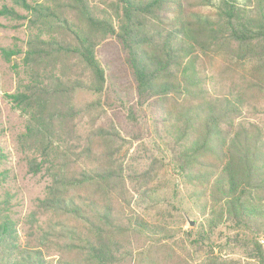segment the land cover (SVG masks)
Returning <instances> with one entry per match:
<instances>
[{
	"label": "trees",
	"instance_id": "obj_1",
	"mask_svg": "<svg viewBox=\"0 0 264 264\" xmlns=\"http://www.w3.org/2000/svg\"><path fill=\"white\" fill-rule=\"evenodd\" d=\"M0 17L26 30L0 46L18 74L4 97L25 116L17 146L27 172L48 179L23 243L0 200V264H47L52 249L57 264H124L135 238L164 244V212L129 211L130 191L150 198L167 168L204 217L182 232L202 264H230L234 250L264 264V0H0ZM107 38L119 43L135 94L126 105L114 89L125 111L114 118L96 55Z\"/></svg>",
	"mask_w": 264,
	"mask_h": 264
},
{
	"label": "rangeland",
	"instance_id": "obj_2",
	"mask_svg": "<svg viewBox=\"0 0 264 264\" xmlns=\"http://www.w3.org/2000/svg\"><path fill=\"white\" fill-rule=\"evenodd\" d=\"M10 24L8 20L0 17V46H10L14 37L22 40L26 38L25 28L13 30ZM96 55L104 68L107 79V89L102 97L105 102L111 104L107 106L111 108H107L106 115L108 118H114L113 111H119L120 115L125 112L124 107H121L116 99L114 89L119 88L123 91V100L126 105H135L133 80L125 64L124 53L114 38L102 41L96 50ZM12 65L13 62L6 63L0 58V149L5 154V158L0 163V200H7L8 213L15 224L18 241L23 243L27 239V232L30 228L28 218L35 211L38 200L44 196L48 179L41 174L28 173L18 150L17 138L24 131L25 116L13 108L4 97L5 93H12L16 88L18 74ZM111 76L115 77L113 83L110 82ZM137 112L140 116L141 141L150 147L154 136L150 122L147 117H142L143 111L137 110ZM261 116L264 118L263 115ZM137 148L140 149L141 146L137 142L133 143L129 152L132 154ZM155 154L159 156L158 152ZM146 191L153 195L146 198L141 194L142 191H130L131 210L129 212L134 216L144 214L150 218H158L157 211L164 212L165 215L161 218L164 229L161 235L165 237L164 244H154L149 240L135 238L132 241V255L124 264H182V258L188 264H202V249L182 244L185 242L182 232L188 230L194 232L204 221V217L200 215L199 210L189 198L188 185L182 177L177 175L172 168H167L151 181ZM152 197L160 202L153 203L150 201ZM184 214L194 221L193 226L186 224ZM36 218L40 225L46 219L40 214H37ZM219 231L225 232L219 228L215 231L214 239L217 243L224 240L221 239L223 235ZM157 236L159 237L160 233ZM258 236L260 245L264 248V232H259ZM234 251V254L227 256V259L231 261L230 264H259L256 259L245 258L239 251ZM57 260V252L50 250L47 264H57Z\"/></svg>",
	"mask_w": 264,
	"mask_h": 264
},
{
	"label": "water",
	"instance_id": "obj_3",
	"mask_svg": "<svg viewBox=\"0 0 264 264\" xmlns=\"http://www.w3.org/2000/svg\"><path fill=\"white\" fill-rule=\"evenodd\" d=\"M184 217L186 219V224L188 226H193L194 225V221H192L186 214H184Z\"/></svg>",
	"mask_w": 264,
	"mask_h": 264
}]
</instances>
